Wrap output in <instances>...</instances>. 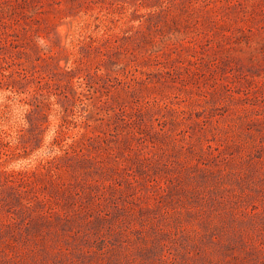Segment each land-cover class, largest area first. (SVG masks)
Segmentation results:
<instances>
[{
  "label": "rangeland",
  "instance_id": "1",
  "mask_svg": "<svg viewBox=\"0 0 264 264\" xmlns=\"http://www.w3.org/2000/svg\"><path fill=\"white\" fill-rule=\"evenodd\" d=\"M0 264H264V0H0Z\"/></svg>",
  "mask_w": 264,
  "mask_h": 264
}]
</instances>
